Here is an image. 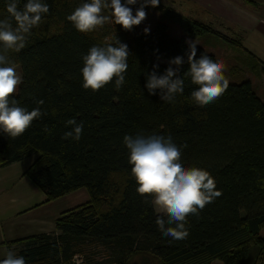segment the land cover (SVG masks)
Wrapping results in <instances>:
<instances>
[{"label": "trees", "instance_id": "1", "mask_svg": "<svg viewBox=\"0 0 264 264\" xmlns=\"http://www.w3.org/2000/svg\"><path fill=\"white\" fill-rule=\"evenodd\" d=\"M44 2L49 12L31 30L25 47L8 53L22 77L12 99L29 111L39 107L44 115L16 138L0 131V169L35 155L23 176L44 194L42 204L80 189L88 200L59 215L56 234L12 242L22 246L18 256L26 264H131L135 256L155 264H264V102L243 80L229 82L217 101L201 107L192 97L198 86L183 76L189 67L186 40L218 33L198 22L182 24L174 17L178 14L172 17L168 11L161 17L179 24L178 38L168 34L164 20L147 33L138 26L125 31L114 22L82 33L67 17L89 0ZM24 3L19 0L18 7ZM6 5L0 0V19L9 16ZM130 7L135 12L139 4ZM114 33L129 50L124 85L117 89L113 80L98 91L85 89L82 57ZM201 53L216 60L197 47L196 58ZM177 56L185 60L183 93L171 103L160 99L159 89L149 95L146 74L154 64L156 74H163L169 64L161 61ZM72 118L84 125L79 140L63 138ZM136 134L171 136L177 145H186L184 166L208 171L221 192L199 215L187 217L184 240L162 235L155 223L161 214L146 203L152 198L136 191L123 143L125 135Z\"/></svg>", "mask_w": 264, "mask_h": 264}, {"label": "clouds", "instance_id": "2", "mask_svg": "<svg viewBox=\"0 0 264 264\" xmlns=\"http://www.w3.org/2000/svg\"><path fill=\"white\" fill-rule=\"evenodd\" d=\"M18 2L7 0L9 16L0 19V131L11 138L22 135L34 119L44 115L39 107L29 111L12 99L22 83V77L8 53L10 50L19 52L25 47L31 30L39 26L49 7L44 0H26L23 8L18 7ZM137 4L139 7L133 12L130 6ZM158 4L159 0H89L76 7L67 19L82 33L92 32L113 22L123 30L131 31L146 19L145 7H156ZM144 32L147 33L148 29L145 28ZM186 43L189 67L183 76L190 77L198 86L192 92L196 104L207 106L217 101L229 86L224 75L225 65L223 61L211 59L204 53L196 58L197 44L193 40H186ZM128 57L127 45L115 33L103 46H92L82 57L83 87L98 91L115 80V86L119 89L125 83ZM184 63V57L172 58L168 61L169 67L159 76L156 74L158 65L154 64L153 70L146 74L145 88L149 95L156 94L155 90L159 89L162 101L174 102L176 95L184 90V79L180 74ZM36 104L42 105L43 100H37ZM66 126H71V130L66 131L63 138L79 140L83 122L72 118L66 122ZM123 143L129 150V164L137 183V193L151 197L146 203H151L161 214L155 223L162 235L174 240L186 239L189 235L187 217L199 215V211L221 195L216 190L214 178L204 169L185 167L181 155L186 145H177L171 136L125 135ZM0 264H26V261L24 257L8 251Z\"/></svg>", "mask_w": 264, "mask_h": 264}, {"label": "rangeland", "instance_id": "3", "mask_svg": "<svg viewBox=\"0 0 264 264\" xmlns=\"http://www.w3.org/2000/svg\"><path fill=\"white\" fill-rule=\"evenodd\" d=\"M235 2L237 3H233V5L237 8L242 7L244 10L250 7L238 0ZM203 8L210 12H203ZM144 10L147 14L146 19L138 25V30L142 32H144L145 28L148 29V32H151L156 22L159 20L167 22V19L161 17V13L165 11L172 12L168 13L170 16L172 14H178L179 16L172 15V17L174 16L182 24L191 25L193 22H198L205 26H209L213 31L218 33V35L204 32L200 35L192 36L187 40H193L197 44V47L212 54L216 60L223 61L225 65L224 72L229 82L238 83L243 80H249L253 84V90L264 99V86L261 88V83L264 85V80L259 81L256 73L252 70L254 66L250 67V65L255 63V65L260 68V63L249 54L248 31L243 32L242 29L234 27V22L239 18L235 14H232L233 9H231L230 6L225 4L221 10H213L207 6L203 7L202 5H173L168 0H159V4L156 7L148 6L145 7ZM168 34L174 38L180 37L179 24H171L169 22ZM231 41H237L238 44H233ZM262 57H264V54H262ZM168 61L169 60H163L161 62L168 64ZM15 68L17 73L21 75L20 69L18 67ZM235 70L236 72H234ZM35 158V155H31L0 171L1 183H6L4 186L7 189L4 197L3 195H1V197H3L4 200L8 193L10 195L14 193L16 198V209H20L23 203H25L26 206H31L45 199L44 194L39 191L27 177L23 176V173L33 163ZM87 200V192L84 189H80L56 201L54 206H57L58 210L62 212L72 209ZM154 210L158 213L155 207ZM131 264H155V262L152 261L151 263L146 257L135 256L131 260Z\"/></svg>", "mask_w": 264, "mask_h": 264}, {"label": "crops", "instance_id": "4", "mask_svg": "<svg viewBox=\"0 0 264 264\" xmlns=\"http://www.w3.org/2000/svg\"><path fill=\"white\" fill-rule=\"evenodd\" d=\"M168 1L173 5H202L203 7L207 6L208 8H211L213 10H221L222 7L227 4L231 9H233L232 14H235L239 18L236 20V22H234V27L242 29L243 32L248 31L250 49L249 54L256 60H258L260 65L261 63L264 64V57H262V54H264V0H249L250 2L255 4L254 6L249 7L252 10L249 8L243 10L242 7H235L233 3H237L235 2L237 0ZM202 11L210 12L204 8ZM251 66H254V69L252 70L254 73H256L258 80H264L259 72V67L256 66L255 63L250 65V67ZM251 85L253 86L252 83ZM263 86V83H261V88ZM257 96L264 102V99L262 97H260L258 94ZM2 169H0V171ZM1 182L2 181L0 179V260L5 258V255L8 251H12L18 256V253L22 246L17 243H12L16 240L39 234H56L55 220L62 212H64H60L57 206H54V203L56 201H59L63 197L42 204V202L45 200L44 199L39 203L31 206H26L25 203H23V205L20 206V209H16V198L14 193L12 195L8 193V195H6L3 200L7 189L4 186L6 183ZM1 195H3V197H1Z\"/></svg>", "mask_w": 264, "mask_h": 264}]
</instances>
